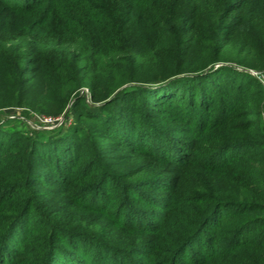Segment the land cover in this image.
I'll use <instances>...</instances> for the list:
<instances>
[{
	"label": "trees",
	"instance_id": "1",
	"mask_svg": "<svg viewBox=\"0 0 264 264\" xmlns=\"http://www.w3.org/2000/svg\"><path fill=\"white\" fill-rule=\"evenodd\" d=\"M245 6V0H211L210 5L205 0H0V25L8 24L6 35L12 40L0 39V93L26 98L31 92L25 88L26 71L32 80L42 76L32 85L40 96L53 94L51 82L44 85L46 77L65 85L57 103L85 83L93 101L104 102L117 92L103 105L116 121L108 137L121 150L165 166L148 179L146 189L157 211L133 213L136 204L149 200L140 199L132 185L121 194L123 206L109 211L115 201L109 192L94 198L78 181L56 195L67 196L69 206L80 186L82 199L72 206L92 216V222L77 212L63 221L55 215L67 212L56 211L53 200L31 191L45 182L34 174L45 154L18 155L13 194L0 189V264H208L217 259L222 264H264V198L243 197L240 192L249 188L237 178L231 180L232 191L213 192L211 186L212 176L239 168L237 157L214 162V156L227 155L232 144L247 140L260 124L259 105L253 112L249 100L225 99L226 93L236 98L246 91L230 80L238 72L219 60ZM193 51L210 56V67ZM257 70L263 72L264 64ZM244 76L246 84L258 85L250 74ZM259 92L262 99L263 89ZM218 128L223 129L218 135L209 133ZM67 172L59 171L56 178L66 182ZM186 186L188 217L172 227L175 215L168 218L166 212L177 205L176 196ZM160 208L165 215L153 222ZM32 217L37 222L33 226ZM109 219L113 225L106 228ZM217 244L223 245L219 252L214 251ZM192 245L190 261H179L176 252Z\"/></svg>",
	"mask_w": 264,
	"mask_h": 264
},
{
	"label": "rangeland",
	"instance_id": "2",
	"mask_svg": "<svg viewBox=\"0 0 264 264\" xmlns=\"http://www.w3.org/2000/svg\"><path fill=\"white\" fill-rule=\"evenodd\" d=\"M245 1V10L240 12V19L236 21V23L239 22L241 24H235L237 28L235 36L225 52L219 57V60L226 61L223 65L230 66L238 72V77L232 72L231 76L233 77L230 80L243 85V91H246L244 96L238 94L236 98L226 93L224 95L225 99L236 100L241 98L240 100L243 101L245 99L249 100L250 109L253 112L259 111L260 108V113L256 114L259 117L260 124L258 131L253 135H249L247 140L232 144L227 155L218 154L214 156V162L227 161L231 157H237L239 158L237 161L239 168L224 172L221 175L212 176L211 186L213 187V192L222 188L232 191L231 180L237 178L249 188L248 191L242 190L243 192H240L243 197L261 199L262 197L264 198V97L261 99L262 96L259 90L263 89L264 91V71H258L257 67L264 64V0ZM205 3L210 5L211 0H205ZM7 28L8 24L0 25V30H2L0 39H7V42L11 43V38L6 35ZM45 49L48 54L52 55L51 50L54 49L50 45ZM5 52L7 55H11L9 47H7ZM72 52L70 51L69 53ZM193 52L194 57L200 58V63L207 66L212 63L210 56H201L198 51ZM216 67L218 68L219 65ZM244 74H250L258 82V85L246 84L248 81ZM25 75L28 79L25 88L31 87V92L26 95V98L20 97L14 100L10 98L7 92L2 91L0 93V180L4 184V186L0 187L2 193L8 192V196L13 194L11 187L15 180L12 179L17 175L15 166L17 162L21 161L18 155L41 151L46 157L45 159L40 157L38 162H36L34 174L41 175L39 179L42 178L41 180L45 182L42 184L41 181L37 182V185L31 191L40 192V195L44 196L42 199L53 200L56 211L67 212L66 214H56L57 220L65 221L67 215L73 212L84 216L86 220L92 217L72 206L78 207V202L82 199V195L79 193L81 192L80 186H78L76 192L73 191L75 194L70 196L69 206L65 205L68 200L67 196L56 195L57 192L66 191L68 187L78 181H81L80 183L83 181L81 185H85L84 188L88 189L94 198L103 196L104 192L106 194L109 192L112 199L115 200L109 211H114V208L123 206L124 200L121 194H125L127 185H132L134 191L140 193V199L146 198L149 200L148 204L143 200L144 202H139V204L135 205L133 213L136 216H141V209H149L150 212L157 211V203H155L156 205H150L151 198L147 196L150 194H147L146 189L147 187L150 188L148 179L165 166L156 164L144 154L134 153L133 150H121L119 144L108 137V129L115 127L116 121L110 118L111 115L108 110L103 108V105L112 100L117 92L111 95V99L104 102L93 101L89 86L85 83L81 89L64 99V103H57L55 99L66 88L63 83L57 80L54 82L50 77L43 79L44 85L51 82V87L54 86L52 96H48L49 93H47L44 97L40 96V90L33 88L38 85L42 76L39 75L32 80L33 74L30 76L26 71ZM110 79H112V76ZM124 88L126 86L121 89ZM43 90L44 87L42 88ZM78 99L80 100L78 101ZM34 103L38 104V107ZM257 105H259V108ZM46 119L48 122H46ZM222 131V128H218V130H210L209 133L218 135ZM164 135L168 136L167 134ZM15 156H18V158ZM94 165L98 166L94 170L96 173L92 174ZM65 170L68 171L66 176L68 178L66 182H62L56 178V175L59 171L63 172ZM120 176L123 177V180L116 179V177ZM99 179L100 184H96ZM88 180L91 183H88ZM104 180L105 182L101 183ZM188 189V186L184 187L186 192L176 196L179 199V202L177 201L176 203L177 205L169 207L166 212L168 218L175 215L174 220H172V227L178 226L182 223V220L185 221V217H188L186 215L188 204L185 202L189 200ZM12 202L13 196L10 200V203ZM163 213L164 210L160 208L157 216L153 219L150 217V219L155 222L160 216L165 215ZM28 217L29 215L21 219L18 226L28 220ZM35 219L32 217L30 225L33 226L37 223ZM90 220L92 222V219ZM122 221L124 222V219L121 220V223ZM169 221L170 219L166 221V224H169ZM104 222L106 223V228L113 225L112 219ZM253 235H257V233H253ZM142 241L137 240L139 244ZM222 246V244H217L214 251L219 252ZM192 249H194L193 245L189 248L178 250L176 256L179 261L182 260V263L189 262L187 253ZM239 257H244V254H239ZM215 261L222 260L217 259ZM215 261H211L208 264H222Z\"/></svg>",
	"mask_w": 264,
	"mask_h": 264
},
{
	"label": "built area",
	"instance_id": "3",
	"mask_svg": "<svg viewBox=\"0 0 264 264\" xmlns=\"http://www.w3.org/2000/svg\"><path fill=\"white\" fill-rule=\"evenodd\" d=\"M46 122H48L47 119H46ZM50 122H51V121H50Z\"/></svg>",
	"mask_w": 264,
	"mask_h": 264
}]
</instances>
